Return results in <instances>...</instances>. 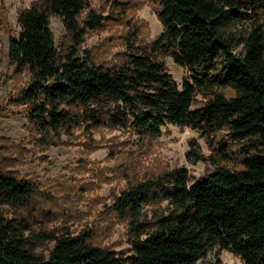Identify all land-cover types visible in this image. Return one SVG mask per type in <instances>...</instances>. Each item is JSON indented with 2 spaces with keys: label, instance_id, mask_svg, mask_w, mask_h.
Instances as JSON below:
<instances>
[{
  "label": "trees",
  "instance_id": "16d2710c",
  "mask_svg": "<svg viewBox=\"0 0 264 264\" xmlns=\"http://www.w3.org/2000/svg\"><path fill=\"white\" fill-rule=\"evenodd\" d=\"M90 1H36L19 11L21 30L9 37L15 72L30 73L10 99L29 105L41 131H70L82 120L130 126L148 136L170 122L197 129L208 140L228 130L255 152L240 168L213 156L217 168L203 178L176 167L116 195L114 208L130 219L135 234L130 254L101 246L86 232L51 233L53 248L38 253L26 221L0 213V264H221L206 259L215 247L218 254L226 249L240 256L243 264H264V0H149L163 31L146 45L139 44L140 28L127 17L133 1L110 0L107 16L90 9L84 21L91 29L109 20L133 27L125 58L114 67L78 54L86 34L79 18ZM54 14L63 17L73 40L64 55L51 26ZM239 46L241 55L235 53ZM166 56L192 73L182 86ZM189 156L202 158L193 141ZM35 193V183L3 167L0 146V201L22 207ZM163 201L167 210H157L155 226L147 228L144 205Z\"/></svg>",
  "mask_w": 264,
  "mask_h": 264
},
{
  "label": "rangeland",
  "instance_id": "374dc122",
  "mask_svg": "<svg viewBox=\"0 0 264 264\" xmlns=\"http://www.w3.org/2000/svg\"><path fill=\"white\" fill-rule=\"evenodd\" d=\"M40 0H0V146L4 168L20 178L36 184V193L26 206L16 207L0 201V213L8 219L23 218L30 226L27 234L34 240L35 251L49 254L55 233H89L91 239L104 247L123 254L131 253L135 237L130 219L121 217L114 208V198L132 182L156 176L176 167H186L192 179L214 172V158L230 168H240L242 160L255 152L247 141L232 138L222 130L209 140L200 131L174 123L162 126L158 135L141 136L133 127L96 126L92 122L74 123L70 131H41L29 115V105L11 101L30 80V73H16L10 61L11 35L21 27L18 14L22 8ZM127 17L140 28V43L146 45L163 31L157 8L149 0H131ZM44 3V2H43ZM79 18L86 29L79 46V56H90L96 63L118 66L125 58L127 37L133 27L125 21L109 20L106 25L91 29L85 25L90 9L104 16L111 9L110 0H91ZM51 26L58 50L64 55L73 42L63 17L51 15ZM242 46L235 49L243 53ZM169 71L182 86L192 73L164 57ZM231 92V90H229ZM198 105L203 97L199 96ZM202 101V102H201ZM191 141L201 152L195 161L189 156ZM225 149L223 160L221 150ZM168 208V201L144 205L146 227L155 226L154 214ZM219 247L210 250L207 260L221 264H243L240 256Z\"/></svg>",
  "mask_w": 264,
  "mask_h": 264
}]
</instances>
